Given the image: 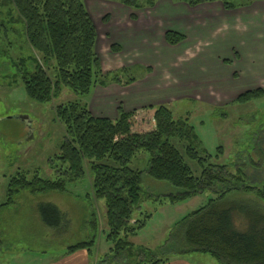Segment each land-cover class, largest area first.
Masks as SVG:
<instances>
[{
	"label": "rangeland",
	"instance_id": "rangeland-1",
	"mask_svg": "<svg viewBox=\"0 0 264 264\" xmlns=\"http://www.w3.org/2000/svg\"><path fill=\"white\" fill-rule=\"evenodd\" d=\"M111 1L86 0L87 8L96 22L106 24L112 12L117 14L126 9L149 8L153 10L151 13L161 17V35H164V28L186 30V23L180 18L186 16L181 13L187 11L188 5H182L181 2L188 3L189 0H140L143 4L140 9L124 7L118 0H113L114 3ZM219 1L216 2L219 5L208 4L207 7H223ZM225 1L243 5L250 0ZM176 3L180 6L174 8ZM215 10L217 8L210 11ZM13 15L18 16L15 11ZM115 18L113 14L110 20L114 21ZM9 28L7 37L0 36V264H51L52 260L66 253L70 246L92 240V255L84 249L92 264H135L152 259H184L190 264H223L210 252H183L188 246L183 243L182 222L186 215L206 206L212 199L218 198L221 192L233 188L226 195L225 202L235 208L233 216L237 229L246 231L253 225V220H264V199L253 191L241 190V184L235 178L240 173L245 176L247 185L264 188V93L243 102L237 101L241 94L235 101L226 96L225 100L217 103L206 101L201 95L192 96L193 85L190 83L220 76L225 78L226 87L249 91L247 86L260 74H264V64H259L264 58L256 54L257 48L245 51H242V47L236 48V52L244 54L241 62L229 59L224 66L215 62L214 53L218 50L223 52L221 48H227L234 42H250L251 28L247 31L232 32L229 29L216 33L217 28L202 32L197 30L198 27L192 26L194 31L187 33L193 40L212 43L204 44L199 58L195 59L185 56V48L189 43L173 46L177 56L186 59H181V62L179 60L177 67L169 73L171 79L167 82L172 83V87L168 86L160 91L152 89L140 95L144 103L165 105L173 112L175 119L187 120L194 127L195 138L190 140L176 136L171 138V142L182 150L185 162L195 175L199 176L209 165H226L223 175L227 181L217 182L212 188H207L193 198L174 203L169 195L182 190L148 175L151 154L146 150L139 151L129 162L131 168L144 171V201L134 218L145 219L146 223L138 236L132 239V252L126 250L122 253H116L112 249L113 242L107 238L105 201L94 196L88 171L84 179L68 183L65 192L32 193L29 189H23L13 197L11 204H7L9 185L14 177L25 176L32 179L39 175L43 179L56 180L58 170L66 167L57 159V155L67 132L55 108L60 103L79 98V95L68 88H64L52 102L41 103L29 98L21 80L19 67L22 66L14 62L23 58L26 66L33 69L31 57L34 52L28 45L22 22ZM105 37L109 38L106 34L101 36L99 45ZM106 38L104 40L107 42L99 50L105 73H122L126 79L144 81L142 78L149 76V65L154 66L151 71L158 74L161 70L169 71L168 63L158 62L160 57L171 56L164 53V48L160 50L157 47L159 53H155L150 45H145L148 47L146 53L138 55L135 51H140L143 44L135 40V47H132V43L128 45V51L121 54V46L111 44ZM113 45L118 46L119 50L114 51ZM247 52H254V55L249 57ZM253 61L257 63L254 64ZM122 68H126V71H121ZM50 73L55 76L53 69ZM210 74L213 75L208 77ZM155 78L154 76L152 79ZM255 89L258 88L253 90ZM93 94L87 100L91 111L90 99ZM157 100L163 101L153 103ZM92 113L96 115L93 111ZM186 145L196 148L198 158L186 153ZM42 203H52L62 211L60 226L52 227L44 222L40 212ZM148 214L151 216L147 217Z\"/></svg>",
	"mask_w": 264,
	"mask_h": 264
},
{
	"label": "trees",
	"instance_id": "trees-1",
	"mask_svg": "<svg viewBox=\"0 0 264 264\" xmlns=\"http://www.w3.org/2000/svg\"><path fill=\"white\" fill-rule=\"evenodd\" d=\"M118 1L136 9L143 6L140 0ZM206 1L211 0H189L188 4L194 6ZM225 5L228 7L227 3ZM17 22L24 25L26 40L34 52L33 69L26 66L23 58L14 62L22 66L19 70L27 96L41 103L52 102L68 88L79 98L55 108L67 132L57 155L66 167L58 170L56 180L43 179L39 175L32 179L14 177L9 185L7 204H11L13 197L23 189L32 193L65 192L68 183L79 182L88 171L94 196L105 201L107 238L113 242L112 249L116 253L132 252V239L146 223L145 219L134 218L144 201V171L131 168L129 162L139 151L151 154L148 175L182 190L169 195L174 203L193 198L217 182L227 181L223 175L226 165H209L199 176L194 174L182 150L171 142L176 136L195 138L194 127L187 120L175 119L167 106L151 105L128 111L121 105L117 118L92 113L87 100L97 87L113 83L128 85L136 78L126 79L122 73L104 72L97 51L98 32L86 0H0V36L7 37L9 27ZM165 39L176 46L186 36L168 30ZM112 49L117 51L119 47L113 45ZM51 69L55 76L51 75ZM121 71L125 72L126 68ZM263 93L262 88L249 90L237 101H247ZM184 148L187 154L198 158L193 145ZM235 178L241 190L253 191L264 199V188L247 185L245 176L240 173ZM233 189L221 192L218 198L184 217L182 237L188 249L183 252H210L223 264H264V220L257 221L254 217L248 230L237 229L233 216L235 208L225 202L226 195ZM40 212L47 225L60 226L63 213L56 205L42 203ZM93 244L94 240L81 242L70 246L66 253L86 248L92 255L90 246ZM169 261L152 259L135 264Z\"/></svg>",
	"mask_w": 264,
	"mask_h": 264
},
{
	"label": "crops",
	"instance_id": "crops-1",
	"mask_svg": "<svg viewBox=\"0 0 264 264\" xmlns=\"http://www.w3.org/2000/svg\"><path fill=\"white\" fill-rule=\"evenodd\" d=\"M181 3H183L182 5L187 6V3ZM177 5L180 6L178 3L176 4V6H174V8L178 7ZM214 5L219 4L214 3ZM213 8H217V11H210ZM186 9V12L181 13L185 14L186 16H181L180 18L184 19L186 23V30L182 31L180 28H164V35H161V17L151 13L153 12V10H150L149 8L140 10L126 9L117 14L113 12L111 14L109 13L112 16L114 14L116 18L114 21L110 20L112 18L111 16V18L107 20L106 24H104V22L102 21H97V23L93 18L98 32V53L99 50H101L100 47L107 42V40H104L106 37L104 39L102 38V44L99 45V40L101 36L104 37V34H106L107 36H109V38L106 39H108L111 44H119L121 46V54L126 52V50L129 48L128 45L133 43L132 47H135V40H138L139 43L143 44V47L140 51H135V53L138 55H144V53H146L145 51L148 47H146L145 45H150V47L155 50V53H159L158 48L160 50L164 48V53H169L171 55L169 58H162L159 56L160 58L158 60L159 63H161L162 61H164V63H168L169 71L161 70V73L158 74V72L155 73L154 71H151L152 69H154V66L149 65V76L142 78L144 81H139L138 79H136L135 82L128 85L113 83L106 87H97L94 91L93 97L90 99V106L92 108V111L96 115L117 118L118 108L120 107V105H122L125 110L128 111L151 106L149 105V103H144L143 99L140 98V95L142 93H146L147 91H150L152 89L160 91L165 87H172V83L167 82V80L171 79L169 73H171L173 68L177 67L178 61L180 60L181 62L182 57H178L175 50H173V45H170L165 40V33L167 32V30H174L186 36V39L179 45L183 44L184 42L187 44L189 43V45L185 48V56L188 59H195L199 58L202 49L204 48L203 45H209L210 43H212V41L204 42L201 40H193V38H191L192 36H189L187 33L189 31H194L193 29H191L192 26H194V28L198 27L197 30H202V32L210 30L212 28H217L215 29L216 33H220L223 30L226 31L229 29H231L232 32H240L247 31L248 28H251L250 42L242 40L240 42L232 43L227 48H221L223 52L218 50L216 53H214V56L216 57L215 62H217L218 65L223 66L224 63L229 59H235L241 62L244 54L242 52L235 51L236 48L239 49L241 47L243 48L242 51L250 50L251 48H257L256 54L260 58H264V0H257L252 7L240 10H227L220 6H211L204 9H191L187 6ZM247 55L249 57H252L254 55V52H247ZM144 62H146V60ZM147 62L149 61L147 60ZM252 63L255 64L257 63V61H253ZM128 64L130 65V62ZM259 64H264V60L260 61ZM234 73H237V71H234ZM212 75L213 74H210L208 75V77ZM154 76L156 78L152 79ZM161 81L165 82L161 83ZM224 81L225 78L220 76L215 78L209 77L199 81H191L190 83L193 85V87L191 88L192 96L201 95L202 99L206 101L211 100L219 103L225 100L226 96L229 97L231 101L232 99L235 101L240 94L244 93L245 89L239 90L236 88L232 89V87L229 86L226 87L227 85L224 83ZM254 88H264V74H260L255 79V81L251 82L250 86H247L246 89L253 90ZM161 101L163 100H157L153 103H160ZM51 264H92V260L88 255L87 250L79 249L70 254L63 253L57 259L52 260ZM163 264L190 263L184 259H174Z\"/></svg>",
	"mask_w": 264,
	"mask_h": 264
},
{
	"label": "flooded vegetation",
	"instance_id": "flooded-vegetation-1",
	"mask_svg": "<svg viewBox=\"0 0 264 264\" xmlns=\"http://www.w3.org/2000/svg\"><path fill=\"white\" fill-rule=\"evenodd\" d=\"M217 1H219V0L206 1V2H202L200 4H197V5H194V6H191L188 3H187V5L191 9H200V7H203V8L205 6L207 7L208 4H213L214 5V3H216ZM256 1L257 0H254V1L250 0L249 2H245V4H243V5L242 4H238L236 2H227L225 0H222V1H219V2H221L223 7L225 9H227V10H240V9H248V8L252 7ZM111 2L114 3L115 1L112 0ZM225 3L228 4V7H226ZM176 4H178V3H176Z\"/></svg>",
	"mask_w": 264,
	"mask_h": 264
},
{
	"label": "water",
	"instance_id": "water-1",
	"mask_svg": "<svg viewBox=\"0 0 264 264\" xmlns=\"http://www.w3.org/2000/svg\"><path fill=\"white\" fill-rule=\"evenodd\" d=\"M25 121H26V119L25 118H23Z\"/></svg>",
	"mask_w": 264,
	"mask_h": 264
}]
</instances>
